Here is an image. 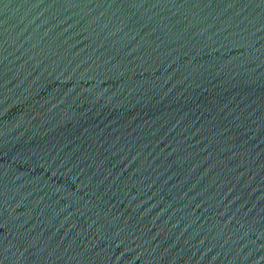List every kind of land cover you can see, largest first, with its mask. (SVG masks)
Listing matches in <instances>:
<instances>
[{"label": "water", "instance_id": "1", "mask_svg": "<svg viewBox=\"0 0 264 264\" xmlns=\"http://www.w3.org/2000/svg\"><path fill=\"white\" fill-rule=\"evenodd\" d=\"M0 264H264V0H0Z\"/></svg>", "mask_w": 264, "mask_h": 264}]
</instances>
